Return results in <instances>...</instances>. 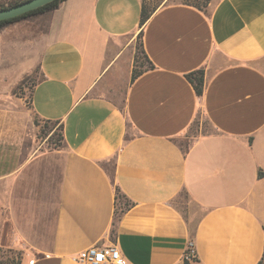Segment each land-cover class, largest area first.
I'll use <instances>...</instances> for the list:
<instances>
[{
	"label": "crops",
	"instance_id": "1",
	"mask_svg": "<svg viewBox=\"0 0 264 264\" xmlns=\"http://www.w3.org/2000/svg\"><path fill=\"white\" fill-rule=\"evenodd\" d=\"M141 9L65 0L29 39L0 31V58L21 55L0 59V247L20 264L95 245L184 264L189 241L191 264L264 257V0L165 4L143 24ZM34 68L27 109L7 92ZM33 118L60 126L61 148L43 150Z\"/></svg>",
	"mask_w": 264,
	"mask_h": 264
},
{
	"label": "rangeland",
	"instance_id": "2",
	"mask_svg": "<svg viewBox=\"0 0 264 264\" xmlns=\"http://www.w3.org/2000/svg\"><path fill=\"white\" fill-rule=\"evenodd\" d=\"M17 0H0V5L8 4L10 2H15ZM210 0H141L143 6L147 11H151L156 9L159 6L171 3H191L197 5L204 10ZM45 18L43 16H36L29 19H24L7 25L4 28H0L1 32H5L8 34L11 41H21L25 39H29L33 37L34 32L36 30H42L45 24ZM9 39L7 36H3L0 33V51H3V48L8 45ZM19 43V42H18ZM25 43V41H24ZM17 46H9L8 51H10V55L6 54L5 58H11V61L16 60L17 57H21L18 55L19 50L16 48ZM6 50V51H7ZM13 51V52H11ZM5 58L2 57L1 62L5 61ZM23 60L21 63L17 64L18 70L26 69L30 65V60H28L25 56L22 57ZM20 64V65H19ZM15 74L17 72L13 70ZM38 69L34 68L31 73L23 76L20 80L15 83L14 87H10L8 89V95L13 97H20L24 100L26 108L29 109V95L30 92L38 80ZM32 126L35 130V135L38 141H45V149H58L62 147V141H60V126L57 123H48L38 120L37 118L31 119ZM205 124L203 123V127ZM22 253L16 250H6L0 247V264H20L22 259ZM194 263V260H188V264ZM260 264H264V257Z\"/></svg>",
	"mask_w": 264,
	"mask_h": 264
},
{
	"label": "trees",
	"instance_id": "3",
	"mask_svg": "<svg viewBox=\"0 0 264 264\" xmlns=\"http://www.w3.org/2000/svg\"><path fill=\"white\" fill-rule=\"evenodd\" d=\"M26 1H28V0H23V2H26ZM63 1H65V0H54L53 2L47 4V5L43 6V7H40L38 9H36V10H33L31 12H28V13L22 15V16H19V17H16V18H13V19H10V20H7V21H1L0 22V28H4L7 25H10V24L15 23V22L20 21V20L29 19V18H32V17L40 16V15L46 14L48 12L54 11L55 9L58 8L59 4L61 2H63ZM23 2L17 0L15 2H10L8 4L0 5V10L6 9V8H10L12 6H16V5L21 4ZM191 5H193L197 9L201 10V8L198 7L197 5H194V4H191ZM152 11L153 10L147 11L145 9V7L143 6V4H142V9H141V14H140V18H141L140 19V23L141 24H143L148 19L149 15H150V13ZM138 75H139V73L134 71L133 74H132V79H135V77H137ZM187 79L192 84L196 95L199 96L201 94V91H202L203 72L201 70L197 71V72H193V73L187 75ZM59 137H60V141L63 142V136H62L61 128H60V136ZM261 175L262 174L259 173L258 176H261ZM116 198H121V196L119 195L118 191L116 192ZM183 263L184 264H188V260H184ZM260 263H258V264H260Z\"/></svg>",
	"mask_w": 264,
	"mask_h": 264
},
{
	"label": "built area",
	"instance_id": "4",
	"mask_svg": "<svg viewBox=\"0 0 264 264\" xmlns=\"http://www.w3.org/2000/svg\"><path fill=\"white\" fill-rule=\"evenodd\" d=\"M23 2V0H19ZM194 244L189 241L184 254V260H191L194 257ZM78 264H124L123 259L118 253L115 246H91L84 252L74 257ZM30 261L29 264H32Z\"/></svg>",
	"mask_w": 264,
	"mask_h": 264
},
{
	"label": "water",
	"instance_id": "5",
	"mask_svg": "<svg viewBox=\"0 0 264 264\" xmlns=\"http://www.w3.org/2000/svg\"><path fill=\"white\" fill-rule=\"evenodd\" d=\"M53 1L54 0H28L16 6L0 10V22L22 16Z\"/></svg>",
	"mask_w": 264,
	"mask_h": 264
}]
</instances>
